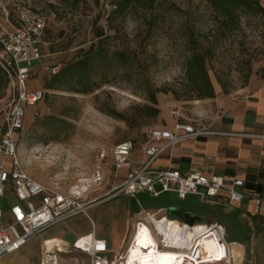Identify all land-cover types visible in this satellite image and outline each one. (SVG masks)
Masks as SVG:
<instances>
[{
    "label": "rangeland",
    "instance_id": "obj_1",
    "mask_svg": "<svg viewBox=\"0 0 264 264\" xmlns=\"http://www.w3.org/2000/svg\"><path fill=\"white\" fill-rule=\"evenodd\" d=\"M258 1L264 7V0ZM0 2L11 14L29 10L44 16L46 38L49 39L45 38L40 46L41 63H30L33 66L27 82L29 89H42L44 97L35 105L24 107L22 129L16 136L17 153L25 172L48 190L61 193L77 190L82 200L100 197L84 212L70 215L29 239L20 251L2 256L0 264H35L36 244L41 238L54 236L71 242L89 231L104 240L108 249L104 256L111 259L116 253L125 254L139 224L151 230L160 251L186 253V250L163 246L160 235L149 221L151 214L155 218L175 219L169 213L171 206L196 207V214L201 218L192 224H205L219 232L228 255L209 264H254V261L264 264V243L259 237L251 239V219L244 214H234L227 205L201 204L194 196L177 200L170 194L150 197L139 193L131 198L112 192L101 196L121 180L123 173L118 171L116 177L113 175L111 147L114 143L131 140L134 143L131 159L138 160L136 152L148 128L161 127L165 122L170 124L172 117L168 114L172 105L181 113L189 114L193 102L200 100H175L170 93L156 92L158 114L155 118L140 116L134 107L146 103L144 88L174 87L182 81L181 65L187 55L188 31L197 36L202 47L213 41L217 24L203 0H155L151 9L134 5L123 17L112 22V28L105 22L107 12L112 9L110 0ZM151 18L152 24L148 25ZM149 26L151 36L145 38ZM98 27L109 35L110 49L122 50L128 55L127 68L119 67L105 83L89 93L45 90L43 82L48 75L45 68L55 64L61 66L79 55L95 41ZM263 63L264 24L258 18L242 16L238 28L215 43L205 67L214 93L220 94L223 93L220 83L227 93L237 89L245 79L247 68L250 75L257 74L255 70ZM6 100L4 88L0 92V126ZM110 109L124 114L126 119L107 114ZM62 112L73 115L69 118L68 135L59 141L43 143L40 140L44 134L43 116ZM97 171L99 181L95 179ZM8 207L6 203L4 209ZM156 207L163 210L157 211ZM247 252L250 253L248 257Z\"/></svg>",
    "mask_w": 264,
    "mask_h": 264
},
{
    "label": "built area",
    "instance_id": "obj_2",
    "mask_svg": "<svg viewBox=\"0 0 264 264\" xmlns=\"http://www.w3.org/2000/svg\"><path fill=\"white\" fill-rule=\"evenodd\" d=\"M44 16L20 10L11 14L0 2V68L7 79V100L2 108L0 126V258L19 250L26 242L51 225L73 215L99 200L93 196L82 200L77 191L61 193L48 190L24 170L17 153L16 136L22 129L24 107L33 106L43 98L40 88L29 89L31 62L41 63L40 46L46 38ZM49 39L46 38V41ZM24 64V65H21ZM58 64L46 67L54 74ZM174 118L172 130L150 127L140 143L138 160H132L134 143L116 142L111 147L113 175L122 171L121 180L102 194L122 193L134 198L139 193L150 197L170 194L177 200L194 196L214 205H234L248 200L252 214L264 220V197L243 191V181L219 175L206 176L201 171L181 172L176 168H154L152 163L166 148L186 138H194L210 131L189 122H180L179 111L170 109ZM96 181L100 173H95ZM9 203L8 210L4 209ZM104 240L93 231L75 237L71 242L54 236L39 240L35 264H117L119 255L107 259Z\"/></svg>",
    "mask_w": 264,
    "mask_h": 264
},
{
    "label": "trees",
    "instance_id": "obj_3",
    "mask_svg": "<svg viewBox=\"0 0 264 264\" xmlns=\"http://www.w3.org/2000/svg\"><path fill=\"white\" fill-rule=\"evenodd\" d=\"M154 1L155 0H110L112 9H110L105 16L107 27L112 28V22L116 18L123 17L132 6L138 5L151 9L154 5ZM203 1L211 11L214 21L217 24L216 36L208 46L202 47L197 40V36L192 31H188L186 35L187 55L181 65L183 73L182 81L174 87L144 88L143 93L146 103L134 106L140 116L145 118H155L157 116L158 108L156 107L154 95L156 92L164 94L170 93L175 100L182 101L213 98L214 90L205 67V60L212 55L215 43L221 41L227 34L236 30L242 16L258 18L264 24V7L258 0ZM152 18L148 21V25L152 24ZM150 36L151 28L149 26L146 28L144 37L148 38ZM94 37L95 41H92L85 50L79 53V55L59 66L54 74L47 75L43 82V88L45 90L63 91L73 94L89 93L99 84L105 83L108 80V76L112 75L119 67L127 68L130 58L122 50L109 48L107 44L109 35L105 34L102 28L98 27L95 29ZM249 71V68H247L245 79L241 86L246 84L250 75ZM255 72L264 77V63L256 69ZM6 85L7 79L3 70L0 68V92L6 88ZM220 86L223 93H227L223 83H220ZM107 114L120 120L126 119L124 114L113 109L108 110ZM72 116L73 115L64 112L57 115H44L42 118L44 134L40 136V140L43 143H47L49 141L64 139L68 135L70 129L69 118ZM197 201L201 204L203 203L199 200ZM184 210L195 214L198 213L196 207L184 208ZM236 213L237 212L234 211V214ZM250 219L253 226L251 239L259 237L264 243V220L261 217H250ZM246 237L249 236L246 235ZM248 253L249 252H247V257L252 253V249L251 252ZM254 264H256L255 261Z\"/></svg>",
    "mask_w": 264,
    "mask_h": 264
},
{
    "label": "crops",
    "instance_id": "obj_4",
    "mask_svg": "<svg viewBox=\"0 0 264 264\" xmlns=\"http://www.w3.org/2000/svg\"><path fill=\"white\" fill-rule=\"evenodd\" d=\"M193 103L189 114L179 111L178 121L201 125L210 132L169 146L154 159L152 167L176 168L181 172L198 170L206 176L238 178L243 181L244 192L264 197V77L253 73L245 85L228 93L215 92L213 98ZM174 120L171 118L170 124L164 121L161 127L172 130ZM228 207L248 218L259 217L252 214V203L248 200ZM38 251L37 242L36 257Z\"/></svg>",
    "mask_w": 264,
    "mask_h": 264
},
{
    "label": "bare ground",
    "instance_id": "obj_5",
    "mask_svg": "<svg viewBox=\"0 0 264 264\" xmlns=\"http://www.w3.org/2000/svg\"><path fill=\"white\" fill-rule=\"evenodd\" d=\"M149 217L163 246L186 250V253L160 251L151 230L139 224L117 264H209L227 258V248L217 230L207 231L208 227L203 224H192L184 229L175 219L155 218L153 214Z\"/></svg>",
    "mask_w": 264,
    "mask_h": 264
},
{
    "label": "water",
    "instance_id": "obj_6",
    "mask_svg": "<svg viewBox=\"0 0 264 264\" xmlns=\"http://www.w3.org/2000/svg\"><path fill=\"white\" fill-rule=\"evenodd\" d=\"M169 213L175 217V220H177L178 222L180 221L179 223L183 225L184 229L191 226L194 221H198L201 218V216H199L198 214H195L189 211H182L176 206L175 207L171 206L169 208ZM206 230L208 231V230H213V229L212 227H208Z\"/></svg>",
    "mask_w": 264,
    "mask_h": 264
},
{
    "label": "flooded vegetation",
    "instance_id": "obj_7",
    "mask_svg": "<svg viewBox=\"0 0 264 264\" xmlns=\"http://www.w3.org/2000/svg\"><path fill=\"white\" fill-rule=\"evenodd\" d=\"M180 209V208H179Z\"/></svg>",
    "mask_w": 264,
    "mask_h": 264
}]
</instances>
